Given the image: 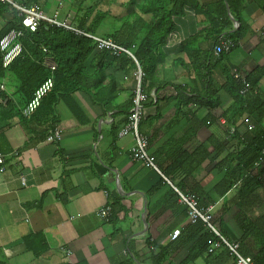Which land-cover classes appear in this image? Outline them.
Returning <instances> with one entry per match:
<instances>
[{
    "label": "crops",
    "instance_id": "0c3cea01",
    "mask_svg": "<svg viewBox=\"0 0 264 264\" xmlns=\"http://www.w3.org/2000/svg\"><path fill=\"white\" fill-rule=\"evenodd\" d=\"M64 2L40 0L38 5L68 21L77 11ZM262 6L246 4L240 18L247 33L219 57L201 34L208 23L204 14L188 8L175 19L182 42L155 55L159 83L149 92L154 100L146 103L139 125L158 173L131 161L130 137H117L135 88L134 70L108 66L118 90V109L112 113H103L82 92L71 97L83 124L65 104H57L53 127L61 136L55 143L46 142V125L11 120L0 134L5 156L0 264H123L129 258L150 264L144 261L146 236L166 248L161 264H229L223 248L185 262L198 246L189 240L191 222L173 187L194 194L202 207L211 206L216 229L250 257L264 241V170L257 174V161L244 164L254 155L249 147L256 136L264 138V76L247 93L241 111L225 87L233 68L245 76L264 68ZM123 12L118 4L110 6L115 17ZM233 25L238 24L232 21L234 30ZM91 59L89 66L96 63ZM205 101L211 106L198 105ZM160 170H169L170 178ZM228 181L231 188L221 193ZM111 196L119 197L122 208L107 219L96 216ZM173 234L177 238L171 240Z\"/></svg>",
    "mask_w": 264,
    "mask_h": 264
},
{
    "label": "trees",
    "instance_id": "16d2710c",
    "mask_svg": "<svg viewBox=\"0 0 264 264\" xmlns=\"http://www.w3.org/2000/svg\"><path fill=\"white\" fill-rule=\"evenodd\" d=\"M26 7L39 4L40 0H12ZM65 8L71 4L76 8L70 23L87 33L112 39L115 43L127 49L142 71L141 88L149 92L158 85L156 77L155 55L161 54L166 38L175 28V19L183 14L184 8H190L204 14L208 20L207 28L202 30L204 38L214 42L224 34L229 39L238 42L248 31V25L241 18L240 13L246 4L254 2L263 4L264 0H66ZM118 4L124 8L120 16L110 14V6ZM211 4V5H205ZM64 14V13H63ZM230 17L238 24L233 30ZM0 39L12 28L20 29V19L9 6L0 3ZM230 31V32H228ZM200 34V35H201ZM188 43L185 42L186 45ZM18 44L20 50L16 56L3 66L5 51L0 50V134L9 127L13 119L35 120L48 129L56 124L55 107L59 103L65 104L70 113L80 123L82 113L72 100V94L82 92L86 94L93 105L98 106L103 113L118 109L114 101L118 95L116 80L108 74L110 64H117L122 70H135V62L126 54L118 56L109 51L97 50L93 41L88 38L75 36L71 32L58 27H49L41 22L34 32L22 30V36L13 44ZM183 44V45H184ZM12 45V46H13ZM11 46V47H12ZM96 63L88 65L89 59ZM91 72L88 73L87 67ZM264 76V68L256 67L246 76L252 87ZM50 87L38 98L34 109L24 115L23 110L34 99L35 92L47 81ZM4 86V87H3ZM240 86L229 76L225 90L233 97L235 105H241L249 94L239 93ZM155 96V94H154ZM132 98V97H131ZM150 98V97H149ZM154 98L149 100L151 103ZM128 108L124 113H128ZM198 105L210 107L207 101ZM125 121V120H124ZM140 125V124H139ZM45 134V135H46ZM253 150L247 167L258 160L261 149H264V138L256 136V142L249 147ZM264 170V162L257 168V174ZM166 178H170L169 170H160ZM233 181V179H232ZM232 181L221 189L225 193L232 186ZM109 217L122 208L118 196H111L108 200ZM214 225V221L212 220ZM189 240H194L198 246L196 253L191 254L185 262L194 261L205 253L214 236L204 228L201 222L190 223L186 227ZM149 252L144 261L150 264H161L165 257L164 247L146 236ZM249 257V256H248ZM254 264H264V241L249 257ZM123 264H133L129 258ZM186 264V263H185Z\"/></svg>",
    "mask_w": 264,
    "mask_h": 264
},
{
    "label": "built area",
    "instance_id": "2783aa9c",
    "mask_svg": "<svg viewBox=\"0 0 264 264\" xmlns=\"http://www.w3.org/2000/svg\"><path fill=\"white\" fill-rule=\"evenodd\" d=\"M1 4L7 5L11 10H14L17 17L20 19V29H10L0 39V50L5 51L3 56V66H6L20 50L18 44L13 45L19 37L22 36V30H29L34 32L39 23L44 22L49 27L63 28L71 32L75 36L85 37L93 41L95 48L99 51L105 50L111 52L113 55L126 54L133 58L131 53L122 46L115 43L110 38L101 37L98 35L87 33L86 31L77 28L68 21H62L58 18L57 13L47 14L38 4H32L28 7L18 4L12 0H0ZM188 8H184L183 12H189ZM236 25H233V27ZM182 38L175 30L170 32L166 38L164 46L172 47L180 44ZM13 45V46H12ZM237 45V42L229 39L224 34L220 35L214 42L211 48L212 54L219 57L223 54L229 53ZM12 46V47H11ZM135 62V70L133 72L135 80V88L132 93L131 105L125 116V121L117 132V137L123 138L129 136L132 145L127 151V157L134 162L141 163L144 167L154 170L158 173L154 157L148 151L147 139L141 134L139 124L143 118L144 107L152 95L145 93L141 88L142 71L137 62ZM230 77L234 82L240 86V95H246L250 90L246 76L239 70L233 68L229 72ZM51 82L47 80L36 92L34 99L23 110V114L30 113L37 105L38 98L50 87ZM2 88V85L0 86ZM61 134L57 127L48 129L45 140L48 143H55L59 140ZM264 162V149H261L256 166L259 167ZM5 171V156L0 153V173ZM167 181V180H166ZM168 182V181H167ZM178 203L184 208L186 216L191 223L201 222L206 230L213 236V240L209 243L206 250L207 254H212L215 250L223 248L226 250L228 256L231 258L229 264H254L252 260L244 256L239 251L238 243L230 241L225 238L213 225L212 207H202L198 199L192 193H185L173 187ZM110 213L108 205L99 208L95 214L96 216L107 219ZM177 238V234L171 236V240ZM68 252V251H66Z\"/></svg>",
    "mask_w": 264,
    "mask_h": 264
},
{
    "label": "water",
    "instance_id": "95a60500",
    "mask_svg": "<svg viewBox=\"0 0 264 264\" xmlns=\"http://www.w3.org/2000/svg\"><path fill=\"white\" fill-rule=\"evenodd\" d=\"M231 20H232L233 22H235V21L232 19V17H231Z\"/></svg>",
    "mask_w": 264,
    "mask_h": 264
}]
</instances>
